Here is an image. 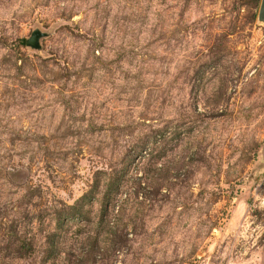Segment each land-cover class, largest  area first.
Returning a JSON list of instances; mask_svg holds the SVG:
<instances>
[{
  "label": "rangeland",
  "instance_id": "obj_1",
  "mask_svg": "<svg viewBox=\"0 0 264 264\" xmlns=\"http://www.w3.org/2000/svg\"><path fill=\"white\" fill-rule=\"evenodd\" d=\"M261 6L0 0V264H264Z\"/></svg>",
  "mask_w": 264,
  "mask_h": 264
},
{
  "label": "water",
  "instance_id": "obj_2",
  "mask_svg": "<svg viewBox=\"0 0 264 264\" xmlns=\"http://www.w3.org/2000/svg\"><path fill=\"white\" fill-rule=\"evenodd\" d=\"M260 19L264 21V0H262V6L260 11ZM38 38L37 36H34L31 40L28 41L29 45H37Z\"/></svg>",
  "mask_w": 264,
  "mask_h": 264
}]
</instances>
